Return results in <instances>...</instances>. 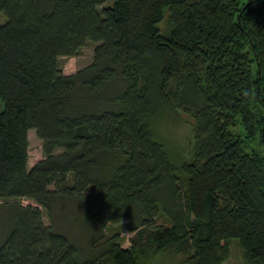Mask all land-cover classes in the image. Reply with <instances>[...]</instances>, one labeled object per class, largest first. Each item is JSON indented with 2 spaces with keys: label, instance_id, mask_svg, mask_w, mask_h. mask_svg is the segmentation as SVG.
Returning <instances> with one entry per match:
<instances>
[{
  "label": "trees",
  "instance_id": "1",
  "mask_svg": "<svg viewBox=\"0 0 264 264\" xmlns=\"http://www.w3.org/2000/svg\"><path fill=\"white\" fill-rule=\"evenodd\" d=\"M0 12V264H220L230 240L264 264V0ZM87 42L90 61L62 73L58 57ZM174 111L190 119L186 155L158 129ZM28 129L42 158L26 168Z\"/></svg>",
  "mask_w": 264,
  "mask_h": 264
},
{
  "label": "rangeland",
  "instance_id": "2",
  "mask_svg": "<svg viewBox=\"0 0 264 264\" xmlns=\"http://www.w3.org/2000/svg\"><path fill=\"white\" fill-rule=\"evenodd\" d=\"M0 21H2L1 12H0ZM164 27H165L164 21L158 23L159 31L162 32ZM92 46L93 43L87 42L80 47L76 55L68 56V57H58L57 66L60 69V71L64 74H68L86 65L91 59ZM189 122H190L189 117H187L184 113L180 111L165 112L159 117L158 120L159 132L163 134V137L167 140V142H169L173 147H175L180 152H182L183 155H186L190 142ZM26 140H27L26 168H28L34 162L42 158V153H41V141L35 136L32 129L27 130ZM19 201L20 204L22 205L31 203L27 199H21ZM64 207L65 205L63 206L58 205L56 207V210L58 209L59 211H61ZM6 222H7V218L4 215L3 210L0 209V238L6 226ZM43 222L47 223L46 217L44 215H43ZM61 222L63 223L62 229L65 232H70V234L71 233L75 234V232L79 230V226L77 224H79L80 222L75 221L68 211L64 212L61 215ZM124 222L125 221H122V223ZM159 222L161 221L159 220V218H157L156 223ZM120 234H122L124 237L121 246L126 247L128 245L127 239L132 235V232H128L124 229H121ZM81 236H83L82 233H80V238L78 237L79 243H81ZM227 246H228V255L226 259L220 264H246L243 258L242 249L240 248L236 240H230ZM178 258H179L178 255H173V256L164 255L162 256V258H158L157 260H155L154 264H174L175 261L178 260Z\"/></svg>",
  "mask_w": 264,
  "mask_h": 264
}]
</instances>
